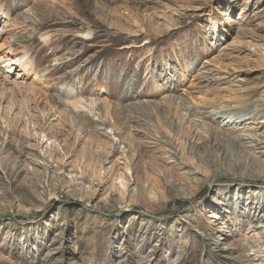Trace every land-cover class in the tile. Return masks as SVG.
I'll list each match as a JSON object with an SVG mask.
<instances>
[{"label":"rangeland","instance_id":"obj_1","mask_svg":"<svg viewBox=\"0 0 264 264\" xmlns=\"http://www.w3.org/2000/svg\"><path fill=\"white\" fill-rule=\"evenodd\" d=\"M1 44L0 264H264V0H0Z\"/></svg>","mask_w":264,"mask_h":264},{"label":"bare ground","instance_id":"obj_2","mask_svg":"<svg viewBox=\"0 0 264 264\" xmlns=\"http://www.w3.org/2000/svg\"><path fill=\"white\" fill-rule=\"evenodd\" d=\"M6 23V22H5ZM81 35H86L88 36L89 33L88 32H85ZM47 38V36L45 37V39ZM84 38V37H83ZM8 39V38H7ZM5 42V41H4ZM7 43V46H8V51H7V55L10 54L11 57L13 58H9L7 55H4L3 57H1L2 59H7V61L9 63H12V61H16L14 59L17 58V62H15L13 65H16L17 68H19L22 72H25L26 74H30L31 71H32V68H33V65L31 63V61L27 58L28 56H26V45L24 44V41H22V39L20 38L19 40L18 39H15L13 40L12 44L9 43V42H5ZM3 44H1L0 46H2ZM3 47V46H2ZM2 49V48H1ZM1 59V60H2ZM20 60V61H19ZM4 62V61H3ZM10 67H13L12 65H10ZM11 69V68H9ZM8 70V69H7ZM12 70V69H11ZM10 71V70H9ZM5 72H7L5 70ZM18 77V74L16 75L15 74V78ZM20 77V76H19ZM6 82H7V79L8 77H3ZM16 80V79H15ZM10 81H13V80H10ZM10 81L8 83H10ZM4 82V80H3ZM20 83V82H19ZM19 83L17 81H14L13 82V86L15 87H18L20 86ZM12 85V84H11ZM157 139V138H156ZM160 139V138H159ZM209 139V138H207ZM161 140V139H160ZM163 143V142H162ZM166 144V143H165ZM168 152V151H167ZM124 172L127 173L129 171V169L126 167L124 168ZM71 175V174H70ZM119 182H117V193H119V199L122 200L123 198V195L125 194L126 192V186H125V181H126V176L123 174V173H120L119 176L117 177V179ZM70 181V180H69ZM88 183V182H87ZM115 185V184H114ZM143 189V188H142ZM150 190V189H149ZM135 191V190H134ZM140 191V190H139ZM170 191V190H169ZM138 192V191H137ZM148 192V191H147ZM142 193V192H141ZM170 193H172V190L170 191ZM138 194V193H137ZM69 196V195H68ZM141 196V195H140ZM172 198V197H171ZM168 199V198H167ZM256 204V203H255ZM253 222H256L254 224V228L255 229H261L262 231H264V214H258L256 215V219L253 221ZM263 224V226H262ZM223 250L222 249H218V252L221 253ZM258 251V250H256ZM260 256V255H259ZM44 262V261H43ZM46 264H50L52 261H49L46 260L45 261ZM55 264V262L53 263ZM249 264V263H248Z\"/></svg>","mask_w":264,"mask_h":264}]
</instances>
